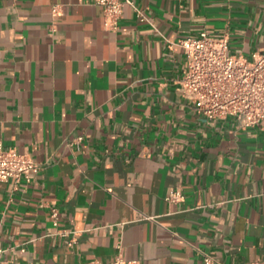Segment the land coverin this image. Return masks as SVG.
Here are the masks:
<instances>
[{"label":"crops","instance_id":"obj_1","mask_svg":"<svg viewBox=\"0 0 264 264\" xmlns=\"http://www.w3.org/2000/svg\"><path fill=\"white\" fill-rule=\"evenodd\" d=\"M131 2L108 31L96 0H0V143L40 166L0 182V264H264V125L198 115L177 46L263 52L264 0Z\"/></svg>","mask_w":264,"mask_h":264},{"label":"built area","instance_id":"obj_2","mask_svg":"<svg viewBox=\"0 0 264 264\" xmlns=\"http://www.w3.org/2000/svg\"><path fill=\"white\" fill-rule=\"evenodd\" d=\"M103 7L104 27L108 31L118 29L124 6L134 8L131 0H96ZM135 9V8H134ZM58 6L51 13L58 15ZM143 21L142 14L135 10ZM185 56L183 78L178 92L189 102L196 113L212 121L234 120L238 128L248 129L264 125V51L251 57L233 55L229 51L226 36L216 38L207 32L189 37L177 43ZM40 169L28 155L19 154L13 148L0 143V182L13 180L15 183H30L31 176ZM168 202H180L178 190H170L165 197ZM57 210H51V219L57 226ZM68 245L75 242L76 232ZM69 235L67 232L60 234ZM4 251L0 250V254ZM204 258V264H210ZM89 264H102L92 261ZM110 264H138L136 260H125L121 255Z\"/></svg>","mask_w":264,"mask_h":264}]
</instances>
